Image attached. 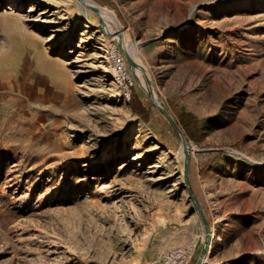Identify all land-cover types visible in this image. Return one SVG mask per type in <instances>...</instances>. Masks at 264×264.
I'll list each match as a JSON object with an SVG mask.
<instances>
[{
  "label": "rangeland",
  "instance_id": "obj_1",
  "mask_svg": "<svg viewBox=\"0 0 264 264\" xmlns=\"http://www.w3.org/2000/svg\"><path fill=\"white\" fill-rule=\"evenodd\" d=\"M91 1L0 0V264H264V0Z\"/></svg>",
  "mask_w": 264,
  "mask_h": 264
},
{
  "label": "built area",
  "instance_id": "obj_2",
  "mask_svg": "<svg viewBox=\"0 0 264 264\" xmlns=\"http://www.w3.org/2000/svg\"><path fill=\"white\" fill-rule=\"evenodd\" d=\"M110 55L118 80H120L121 83L128 85L129 76L127 74V64L123 50H114ZM195 252L196 244L188 243L185 245H179L169 249L164 254L153 258L150 264H189L194 257Z\"/></svg>",
  "mask_w": 264,
  "mask_h": 264
},
{
  "label": "water",
  "instance_id": "obj_3",
  "mask_svg": "<svg viewBox=\"0 0 264 264\" xmlns=\"http://www.w3.org/2000/svg\"><path fill=\"white\" fill-rule=\"evenodd\" d=\"M80 1H82V3H83V0H80ZM89 7L92 8V9H93L94 11H96V12H101V11H102V9H101L100 7H98V6H89ZM126 57H127L128 61H129V63H130L131 65H135V62H134L133 58L131 57V55H130L127 51H126ZM153 102L156 103L154 100H153ZM157 107L162 111V113H163L166 117L169 118L170 121H173L171 115H170L168 112H166V111H165L160 105H158V104H157ZM174 128H175L176 132H177L178 134H180L179 129H178L175 125H174ZM181 140H182L183 146H184V148H185V155H186V166H185L186 184H187V187H188V190H189L190 197H191L192 201L194 202L197 211H198V212L200 213V215H202V217H203L204 223H205L206 228H207V231H208V239H209V235H210V232H211V228H210V226H209V224H208V221H207V219H206V217H205V215H204V212H203L201 206L199 205V203H198V201H197V199H196V196H195V194H194V192H193V190H192V188H191V186H190V184H189V179H188V169H189V161H190V152H189L188 143H187V141L184 139V137H182V136H181ZM207 242H208V240H207ZM207 244H208V243L205 244V247L203 248V250H202V252H201V255H200V257H199V261H198L197 264H202V260H203L204 256L208 253V246H207Z\"/></svg>",
  "mask_w": 264,
  "mask_h": 264
},
{
  "label": "bare ground",
  "instance_id": "obj_4",
  "mask_svg": "<svg viewBox=\"0 0 264 264\" xmlns=\"http://www.w3.org/2000/svg\"><path fill=\"white\" fill-rule=\"evenodd\" d=\"M83 2L85 3V4H88V5H90V6H98L94 1H91V0H83ZM102 12H105L106 14L104 15V16H108V14H107V12L110 14V12L109 11H102ZM111 15V14H110ZM112 17H113V15H111ZM108 18V17H107ZM123 46H124V50L125 51H127V52H129L130 53V55H131V57L134 59V56H133V54L130 52V49H127L126 48V46H125V44L123 43ZM101 56V55H100ZM135 60V59H134ZM139 71V70H138ZM184 150H185V148H184ZM183 150V151H184ZM207 233H208V231H207ZM214 235H215V232H214V230H212V237L214 238ZM208 236V235H207ZM213 238H211V240H210V244H209V246H208V244H207V246H208V250L210 251L213 247H214V245H215V243H214V239ZM208 254H206L205 256H204V258H203V260H202V264H204L205 263V261H206V256H207Z\"/></svg>",
  "mask_w": 264,
  "mask_h": 264
},
{
  "label": "trees",
  "instance_id": "obj_5",
  "mask_svg": "<svg viewBox=\"0 0 264 264\" xmlns=\"http://www.w3.org/2000/svg\"><path fill=\"white\" fill-rule=\"evenodd\" d=\"M138 112L140 113V111ZM184 125L189 136L196 140L195 133L197 131V124L195 123V118L191 117L189 120L185 119Z\"/></svg>",
  "mask_w": 264,
  "mask_h": 264
}]
</instances>
